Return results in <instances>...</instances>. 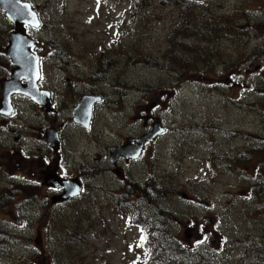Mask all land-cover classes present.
<instances>
[{"label":"rangeland","instance_id":"1","mask_svg":"<svg viewBox=\"0 0 264 264\" xmlns=\"http://www.w3.org/2000/svg\"><path fill=\"white\" fill-rule=\"evenodd\" d=\"M22 1L41 20L27 36L59 120L89 87L105 105L89 133H63V174L85 185L64 205L52 203L34 154H49L52 117L23 97L15 118L0 116V264H152L160 234L191 251L185 264H264V0ZM12 32L0 12V81L13 70ZM175 56L192 61L181 80ZM153 120L165 133L121 161L118 179L108 151Z\"/></svg>","mask_w":264,"mask_h":264},{"label":"water","instance_id":"2","mask_svg":"<svg viewBox=\"0 0 264 264\" xmlns=\"http://www.w3.org/2000/svg\"><path fill=\"white\" fill-rule=\"evenodd\" d=\"M0 12L13 24L14 32L7 36L8 47L5 51L6 57L9 59L13 70L10 73V79L0 81V115L11 116L13 108L11 105V97L13 95H23L28 97L33 103L46 108L49 102L48 95L40 91L36 85L38 80L37 57H33L29 50L35 47V44L28 40L24 35L23 25L38 28L39 23L36 15L32 12L31 6L18 0H0ZM26 81L25 85H21L22 81ZM96 100L83 99L79 102L73 111L74 121L86 128L90 116L91 106ZM87 105V107H85ZM48 109V108H47ZM46 109V110H47ZM164 129L161 122L154 121L149 132L136 140H128L120 148L110 150L109 161L115 164V161L122 158L126 161L137 160L146 144L155 142L157 138L162 136ZM47 144L57 150V134L55 130L46 133ZM135 144V146L131 144ZM51 173V172H50ZM52 175L47 180L50 179ZM55 188L63 190V196L57 199L58 202L67 201L79 195L80 187L73 182H62L61 180L51 181ZM55 204V202H52Z\"/></svg>","mask_w":264,"mask_h":264},{"label":"flooded vegetation","instance_id":"3","mask_svg":"<svg viewBox=\"0 0 264 264\" xmlns=\"http://www.w3.org/2000/svg\"><path fill=\"white\" fill-rule=\"evenodd\" d=\"M40 69H41L42 76L40 75V78H39V81H38V87H39V89L41 91L46 92V93L49 94L48 95V100H49V98H50V100H49L48 103H46V105H47L46 108L39 107V106L33 104L32 102H31V104H32V106L34 108H37L39 110L42 109L44 111V113L47 112L46 114H48L49 116L52 117V118H50L47 121L45 131H46V133L48 131H50V130H55L56 131V134H57V150L55 151L54 148H52L51 146H49L47 144V136H46V133L44 131V133H43L44 145L47 148V151L49 152V154H44V150L41 151V152L39 150H37V151H35L34 154H40L41 160H42V162H41L42 164L41 165L43 167V170H42V180H41L42 183L41 184L43 186L47 187L46 189L50 190V192L52 193L50 195L52 202H56V205H64V204H67V202H69L71 200H68V201H65V202H57V199H59V198H61L63 196V190L60 189V188H55L54 183H52L51 181L61 180L62 182H73V183H76L80 187L81 193H83L85 185L83 183V180L80 179V177L78 175L71 176V175H68L67 172H66V174H63V172L65 173L64 169H66V168L67 169H71L70 164L66 160V152H65V143H66V141L64 139L63 133L66 130V127H68L69 125L73 126L74 128H82V130L85 133H89L91 131V129H92V119H94L93 115H94L95 108L97 106L93 107L92 114L90 116L91 118H90V120L88 122V126L86 128L83 127V126H80L77 122L74 121L73 111L76 109V107L78 106L79 102L81 100H83V99H85L88 102L89 100L95 98L98 101V106H104L105 105V100H104L102 95H98L97 93H94V91L92 90V87H89L91 89H89L87 91L85 90L83 92V94H81L80 97L75 102H73V105L71 106V108L69 110V117L66 118L65 121H60L59 118H58L59 117V112H60L59 103H57L55 101V99H54V97L57 96V94L56 93H52L51 91H49L46 88V85H45V77L43 76V72H44V69H45V61H43V60H42V62L40 64ZM67 82H68L67 85L71 86L70 82L69 81H67ZM78 86H79V84L76 83L75 86H72V87H76L77 88ZM18 98H21V97H15L14 100H16ZM13 106H14V115L12 117H10V119L15 118L16 115H17L16 114L17 113V105L13 104ZM47 108H48V110H46ZM143 120H146V119L144 118ZM7 122H8V120H3V123H7ZM144 124L146 126V123H144ZM49 126H50V130H48ZM57 131H58V133H57ZM128 140H131V139L130 138L126 139L124 144ZM133 140H135V139H133ZM121 146L122 145H120L118 147H121ZM118 147H112V148H110V150L114 149V148H118ZM110 150L108 151V161H109V152H110ZM51 156H53L54 158L51 157ZM139 159H141V158H139ZM138 160H136V161H138ZM121 161L124 162V165H128L129 162H136V161H126L124 159H118V160L115 161V164H113V163H111L109 161V164L113 168L111 170V173L115 177H117L118 179L124 180V173H123L122 169L119 167ZM61 170H63L62 173H61ZM49 175H52V177L47 180V177ZM144 194H146L145 191H144ZM111 196H112L113 200H117L118 199V200L123 201V194L122 193L111 194ZM47 197H49V196H47ZM137 202L144 204L146 201L145 200H143V201L138 200ZM147 203L149 205L150 201H147ZM116 205H120V204L119 203H115L114 206H116ZM156 218L157 217L150 219L149 222L156 221ZM155 238L159 242L160 235L159 236H155ZM151 239H152V237H151ZM157 246H158V243H157Z\"/></svg>","mask_w":264,"mask_h":264},{"label":"trees","instance_id":"4","mask_svg":"<svg viewBox=\"0 0 264 264\" xmlns=\"http://www.w3.org/2000/svg\"><path fill=\"white\" fill-rule=\"evenodd\" d=\"M172 2H174V0H172ZM175 57L182 59L183 61H186V62H183L182 60H180V61L172 60L173 63L178 68V70H180V71H177L176 75H172V76L175 77L177 80H181V79L187 77V73H188L187 70H189L188 68L192 65V63H191L192 61L189 59H185V57L183 58L181 56H175ZM181 72H182V74H180ZM260 175L261 174L257 173L255 179L257 177H259ZM253 197L255 198L254 194H253ZM261 206L264 207V204L260 205V207ZM145 242H146V244H148L151 242V239L148 236H146ZM158 247H157V243H156V245H155V251H156L155 259L157 261H152V259H151L150 262L152 261L153 262L152 264L166 263V261L168 259H170L174 255L176 256L177 254L179 255L178 257H183V258L181 260H177L176 263L177 264H185L189 259V254L191 253L190 250H188V251L186 249L183 250V247L181 246L180 242L175 241L170 237L164 236L163 234H160Z\"/></svg>","mask_w":264,"mask_h":264},{"label":"bare ground","instance_id":"5","mask_svg":"<svg viewBox=\"0 0 264 264\" xmlns=\"http://www.w3.org/2000/svg\"><path fill=\"white\" fill-rule=\"evenodd\" d=\"M51 175L48 176V178L50 177Z\"/></svg>","mask_w":264,"mask_h":264}]
</instances>
